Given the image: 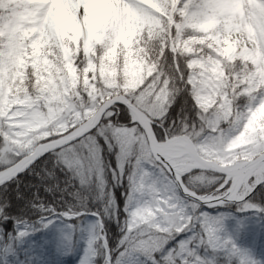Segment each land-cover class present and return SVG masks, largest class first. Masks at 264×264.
I'll return each instance as SVG.
<instances>
[{
    "label": "snow or ice",
    "instance_id": "obj_1",
    "mask_svg": "<svg viewBox=\"0 0 264 264\" xmlns=\"http://www.w3.org/2000/svg\"><path fill=\"white\" fill-rule=\"evenodd\" d=\"M22 203L95 217L81 264H257L221 209L264 212V0H0V222Z\"/></svg>",
    "mask_w": 264,
    "mask_h": 264
},
{
    "label": "rangeland",
    "instance_id": "obj_2",
    "mask_svg": "<svg viewBox=\"0 0 264 264\" xmlns=\"http://www.w3.org/2000/svg\"><path fill=\"white\" fill-rule=\"evenodd\" d=\"M43 209L37 214L40 219L37 225L26 227L28 234L20 237L18 249H13L15 261L11 264H81L89 233L85 226L95 218L85 217L69 220L63 216L53 217L54 222L44 227L42 223ZM227 213L221 235L230 237L242 251L257 262L264 264V251L255 234L264 235V213L259 209L247 210L241 214ZM26 245V246H25ZM8 258L0 246V259ZM20 258V259H18Z\"/></svg>",
    "mask_w": 264,
    "mask_h": 264
},
{
    "label": "trees",
    "instance_id": "obj_3",
    "mask_svg": "<svg viewBox=\"0 0 264 264\" xmlns=\"http://www.w3.org/2000/svg\"><path fill=\"white\" fill-rule=\"evenodd\" d=\"M42 209L43 208L37 211L34 207H31L26 203H22L17 205L15 212L11 213V221H8L6 224L4 222H0V243L2 244V247H5V245H7L8 251L6 252L8 253V258L4 257L3 259H0V264H10L11 262L13 263L14 257L9 253V242L12 240L11 234H14L15 236L18 235L21 226L32 227L37 225V222L40 219L37 214H39ZM221 211L234 214H241L245 212L240 211L239 207L235 204L231 205L230 207L222 208ZM257 238L262 244L261 249H263L264 251V235L259 232V234H255L253 236L252 241H256Z\"/></svg>",
    "mask_w": 264,
    "mask_h": 264
},
{
    "label": "clouds",
    "instance_id": "obj_4",
    "mask_svg": "<svg viewBox=\"0 0 264 264\" xmlns=\"http://www.w3.org/2000/svg\"><path fill=\"white\" fill-rule=\"evenodd\" d=\"M27 6L16 3H7L3 6V17L5 20L14 22L18 16L25 12ZM141 20L136 17L126 18L123 25V38L125 40H130L132 38V34L138 29ZM65 30L69 33V36L72 37V40H65V44L74 43L78 40L80 36V30L75 28L72 25H65Z\"/></svg>",
    "mask_w": 264,
    "mask_h": 264
},
{
    "label": "bare ground",
    "instance_id": "obj_5",
    "mask_svg": "<svg viewBox=\"0 0 264 264\" xmlns=\"http://www.w3.org/2000/svg\"><path fill=\"white\" fill-rule=\"evenodd\" d=\"M11 237H12V240L9 242V245H10V247H9V253L10 254H12V252H13V249L15 250L16 248L18 249V244H20V236H18V235H14V234H11ZM0 246L2 247V244L0 243ZM26 246V245H25ZM2 250H3V252H8L7 251V248H5V247H2ZM14 256V255H13ZM18 259H20V258H18ZM14 261H15V258H14Z\"/></svg>",
    "mask_w": 264,
    "mask_h": 264
},
{
    "label": "water",
    "instance_id": "obj_6",
    "mask_svg": "<svg viewBox=\"0 0 264 264\" xmlns=\"http://www.w3.org/2000/svg\"><path fill=\"white\" fill-rule=\"evenodd\" d=\"M89 217H93L94 218V216H91V215H89Z\"/></svg>",
    "mask_w": 264,
    "mask_h": 264
}]
</instances>
